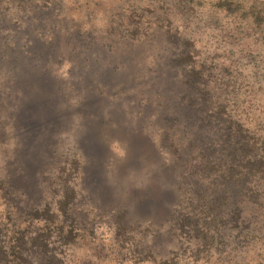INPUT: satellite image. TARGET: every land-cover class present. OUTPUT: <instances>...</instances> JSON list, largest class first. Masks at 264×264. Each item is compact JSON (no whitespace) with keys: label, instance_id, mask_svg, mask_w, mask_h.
Masks as SVG:
<instances>
[{"label":"rangeland","instance_id":"1","mask_svg":"<svg viewBox=\"0 0 264 264\" xmlns=\"http://www.w3.org/2000/svg\"><path fill=\"white\" fill-rule=\"evenodd\" d=\"M215 1L172 0L167 10L146 11L133 44L111 51L95 40H105L117 0L99 2L94 19L74 25L85 31L78 40H67L64 22L46 41L14 47L0 35V197L8 193L64 227L73 221L83 238L72 245L52 238L56 259L264 264V178H255L256 196L239 190L232 206H214L222 184L204 167L196 136L204 112L179 101L190 88L180 81L166 92L172 98L158 100L132 77L135 64L147 73L159 52L183 56L181 67L203 73L205 112H219L218 123L264 148V26L254 22L264 0H233L228 10ZM10 89L28 92L31 125L12 127ZM8 202L0 199V217ZM185 217L190 224L181 230Z\"/></svg>","mask_w":264,"mask_h":264},{"label":"trees","instance_id":"2","mask_svg":"<svg viewBox=\"0 0 264 264\" xmlns=\"http://www.w3.org/2000/svg\"><path fill=\"white\" fill-rule=\"evenodd\" d=\"M102 1L0 0V35L10 43V46L14 47L20 41L29 43L35 39L46 41L51 37L53 31L60 29L59 24L64 22L67 40H78L85 31L76 28L78 32L75 33L74 25L79 23L83 26L94 19L97 16L98 3ZM137 1L138 3L143 2L138 12L134 7V4L138 5ZM171 1L117 0L115 9L107 12L105 31L101 34L105 40L102 42L95 40V42L106 47L109 51L114 47H119L121 41L133 44L132 40L141 28V25H137V23L143 22L141 19L144 12L167 10L171 6ZM230 1L233 0H218L215 1V4L218 7L225 6L228 10ZM71 7L74 9L68 11L67 9ZM79 7L82 8V13L74 14L73 12ZM262 9V14L255 15L254 22L264 26V7ZM74 16H76V20ZM165 16L167 17V13ZM135 17L138 20L133 22ZM86 35L90 43L87 48L90 49L91 41L95 36L90 31ZM159 54L161 55L160 61L152 62V65L149 64L147 73L139 69L140 63L135 64L137 70L132 77L134 80L140 78V80L146 81L145 89L149 96H156L158 100L165 97L166 92L175 90L180 81L181 84L184 83L190 88V91L186 92L179 101H186L187 105L195 107L196 111L204 112L200 117L199 124L200 127H204V130L196 135L201 145L199 154L204 159V167L217 172L216 180L213 182L222 184L221 194L211 199L213 205L228 208L229 202L234 200L233 195H236L239 190L247 195L256 196L257 193L254 189L258 187L254 184L255 178L258 176L261 179L264 178L263 142L251 141L230 131L228 129L230 127H223L216 118L219 116V112L216 113V117L206 113L208 92L205 89L203 73L200 70L181 67L185 59L183 56L179 58L167 56L164 51ZM172 66L176 68H172ZM177 74L182 76V80L178 79ZM167 75L170 76L169 81L166 80ZM27 93L10 89L4 95V100L13 118V128L18 129L31 125L30 110H32V105L27 98ZM165 98H172V94L170 93ZM24 164L30 166L28 161ZM13 194L21 196L20 192ZM5 195L6 197L1 195L0 199L4 202L9 201V210L8 214H2L0 217V264H65L61 259H56L54 254L56 250L51 246L53 242L50 240L54 238L56 242L72 245L77 242L78 238H83V234L76 228L73 221L67 227H64L62 223L56 224L52 219H43L37 216L35 209L26 210L17 205L18 203L12 200L10 194L5 193ZM225 203H229V205L227 206ZM234 211L231 212L229 221L236 224L237 218ZM179 224V228L183 230L182 228L188 227L190 223L185 217L179 220ZM199 243H202V240ZM119 248L118 245V250ZM101 264H106V262Z\"/></svg>","mask_w":264,"mask_h":264},{"label":"water","instance_id":"3","mask_svg":"<svg viewBox=\"0 0 264 264\" xmlns=\"http://www.w3.org/2000/svg\"><path fill=\"white\" fill-rule=\"evenodd\" d=\"M31 111H32V110H30V114H31Z\"/></svg>","mask_w":264,"mask_h":264}]
</instances>
